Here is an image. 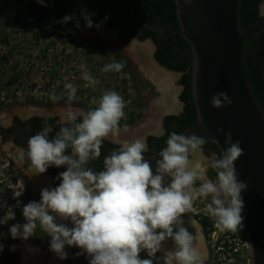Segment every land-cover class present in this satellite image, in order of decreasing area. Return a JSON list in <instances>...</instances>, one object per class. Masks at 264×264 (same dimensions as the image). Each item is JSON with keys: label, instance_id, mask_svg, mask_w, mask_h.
<instances>
[{"label": "clouds", "instance_id": "9594fccd", "mask_svg": "<svg viewBox=\"0 0 264 264\" xmlns=\"http://www.w3.org/2000/svg\"><path fill=\"white\" fill-rule=\"evenodd\" d=\"M36 2L47 6L46 0ZM260 15L264 16V3L260 5ZM82 17L85 26L92 28V16L84 12ZM73 18L67 15L60 23ZM124 67L123 62H113L102 71L121 72ZM82 79L96 83L88 72ZM64 87L69 102L77 98L73 84ZM60 98L50 96L53 102ZM92 103L98 106L87 112L77 110L70 126L61 122L54 137L49 138L52 127L44 126L29 137L27 149H19L21 161L27 158L29 176L42 175L53 166L66 170L58 174V186L43 188L38 202L30 201L23 207L25 223L10 226L11 238L27 241L39 227L50 237L49 250L57 258L67 259L65 248L76 247L80 249L76 255H85L88 264H152L162 243L171 239L175 247L164 252L163 264H204L206 255L198 221H188L194 229L189 231L183 217L194 211L197 200L210 198L207 212L220 231L236 232L241 228L245 207L241 194L247 191L248 184L239 179L235 162L244 155L242 142L233 141L231 130L220 128L227 147L219 156L212 153L205 157L204 138L195 133L172 132L153 169L144 157L147 142L137 138L122 142L104 157L103 170L94 172L89 162L100 157L104 140L118 133L126 104L116 91H106ZM232 103L227 92H219L211 98L210 107L219 110ZM78 118L80 122H76ZM207 167L215 170L214 180L207 177ZM13 207H7L0 224L15 219ZM141 252H146L149 259H141Z\"/></svg>", "mask_w": 264, "mask_h": 264}, {"label": "rangeland", "instance_id": "374dc122", "mask_svg": "<svg viewBox=\"0 0 264 264\" xmlns=\"http://www.w3.org/2000/svg\"><path fill=\"white\" fill-rule=\"evenodd\" d=\"M34 2L35 0H0V103H2L0 122H4L6 116V118L12 115L22 117L25 113L48 116L60 113L63 117V112L68 109L74 113L77 110L87 112L98 106L92 103L94 98L98 100L104 92L116 91L126 104L125 117L120 123L128 121L140 110L143 111L141 119L130 126H119L118 132L130 133L137 130L145 122L152 104L158 100L160 93L127 53V47L134 41L122 47L117 46L115 41H108L112 45L103 46L105 39L97 33L101 29L94 31L96 32L94 37L87 35L83 37L81 27L64 29L51 21H44L45 24L38 26L27 11ZM112 34L115 38V34L113 32ZM75 36L81 37L82 40H78ZM92 43L98 44L99 48L94 47ZM139 44L151 46L148 41ZM153 52L154 48L151 46V60H153ZM113 62H123L125 67L121 72L102 71L106 64ZM84 72L94 77L96 80L94 85L82 79ZM173 75L176 76L174 87L177 90L178 75ZM67 83L73 84L77 89V98L71 102L67 99V90L64 87ZM53 94L61 98L53 102L50 99ZM178 95L177 92V102H179ZM200 163L204 164L202 160ZM206 171L207 177L214 180L215 170L207 167ZM26 191L21 177L17 175L11 162L0 153V205H3L0 207V219L6 214L7 207L15 206L13 207L15 219L4 223L5 226L0 224V264H4V250L10 246L4 239L10 236V226L25 223L22 209L27 204ZM20 193L19 197L15 196ZM198 201L193 205L194 210L196 207L201 211L204 208L207 210L210 198L201 199V205ZM219 234L217 232V235ZM164 246L161 249L162 255L165 252ZM232 264H248V262L241 259Z\"/></svg>", "mask_w": 264, "mask_h": 264}, {"label": "water", "instance_id": "95a60500", "mask_svg": "<svg viewBox=\"0 0 264 264\" xmlns=\"http://www.w3.org/2000/svg\"><path fill=\"white\" fill-rule=\"evenodd\" d=\"M174 4L179 29L153 27L143 22L138 24L151 31L180 35L190 46L191 97L197 122L180 134L195 133L204 138L205 142L216 145L220 155L227 145L224 133L218 129L223 128L225 132L231 130L233 141L242 142L244 155L235 162V168L239 179L248 184L247 191L241 194L245 204L242 227L248 264H264V112L253 92L242 61L244 43L264 31V16L260 15L258 21L243 29L240 0H174ZM131 11L136 21L133 10ZM51 20L55 22L54 18ZM79 27L83 29V37H94L97 29L111 30L115 34L114 43L122 47L118 44L114 29L97 27L89 30L82 24ZM63 28L68 29L66 26ZM131 41L140 43L137 39ZM154 64L168 73L178 75L161 67L157 62ZM219 92L228 93L233 101L230 107L219 110L210 107L211 98ZM164 115L160 117V121ZM159 152L145 157L153 169L156 160L160 159ZM17 162L20 163L19 160ZM89 164L95 172L90 162Z\"/></svg>", "mask_w": 264, "mask_h": 264}, {"label": "trees", "instance_id": "16d2710c", "mask_svg": "<svg viewBox=\"0 0 264 264\" xmlns=\"http://www.w3.org/2000/svg\"><path fill=\"white\" fill-rule=\"evenodd\" d=\"M263 2L264 0H240V20L243 29L248 28L261 18L259 7ZM46 5L44 7L45 15L55 14L59 20L67 15H72L73 20L66 24H71L74 21H81L85 24L82 13L86 12L93 19V27L89 30L96 28V25L114 28L118 32L120 44H127L134 38L140 42L150 39L156 47L154 58L157 63L169 71L183 73L181 84L184 91L181 95V101L185 104L184 112L179 117H167L165 119L164 136L159 139L148 138L149 143L155 144V153L166 147L170 133L180 134L197 122L191 97L190 69L192 57L188 42L180 35L151 31L138 24V22H143L153 27L179 29L174 0H46ZM131 9L134 11L137 21L133 20ZM28 14L34 18L38 26H42L31 11H28ZM75 38L82 40L81 37L75 36ZM92 44L99 48L98 44ZM102 45L107 46L106 43ZM116 56L119 58L118 55ZM242 61L253 92L264 112V31L254 35L244 43ZM142 116L143 111L140 110L137 115L132 116L128 121L121 122L119 126H130ZM103 143L105 144L103 152L114 148L107 142ZM203 149L206 156H210L212 153L220 155L218 148L213 143L205 142ZM150 155L151 153H144V157ZM199 224L206 236L214 230L206 217H202ZM147 256L141 255L144 259Z\"/></svg>", "mask_w": 264, "mask_h": 264}, {"label": "flooded vegetation", "instance_id": "af4514ba", "mask_svg": "<svg viewBox=\"0 0 264 264\" xmlns=\"http://www.w3.org/2000/svg\"><path fill=\"white\" fill-rule=\"evenodd\" d=\"M27 11H31L34 14L35 18L36 19L38 18L37 21L41 25H42V23L45 24L46 21H51L61 28H63V26L70 28L76 23H79V24H82L85 26V24H83L81 21H74L71 24H61L60 23L61 20H59L55 16V14L45 15V12H46L45 8L40 6L36 2V0H35L34 4L32 5V7L27 8ZM133 13H134V11H133ZM134 16H135V14H134ZM51 18H54L55 22L52 21ZM132 18H133V16H132ZM135 18H136V16H135ZM136 21H137V19H136ZM101 27H104V26H101ZM111 29H114V28H111ZM114 30L117 33L118 44L122 45V46L126 45V44H120L119 43L118 32L116 29H114ZM134 39H136V38H134ZM145 41H149L151 43V46L154 48L153 60H154V62H157L154 58V53L156 50L155 45L153 44V42L150 39H147ZM142 42H144V41H142ZM103 43H106V45H108L107 42H103ZM172 72H174V71H172ZM175 73L178 74L177 79H178L179 88L177 89L178 90L177 92L179 95H178L177 99L179 100V102H178L179 108H178L177 112L166 113L162 117V119L159 123L160 131L158 134H154V135L149 134L143 138L147 142V145H148V151H146L145 153H151V155L155 153V144L149 143L148 138L159 139L165 135V123H164L165 119L167 117H179L184 112L185 104L181 101V95H182V92L184 91V87L181 84V78L183 76V73L182 72H175ZM63 117H62V115H60V113H55L54 115H51V116L41 115V114L37 115V114H33V113L32 114L25 113V115L23 114L22 117L12 115L11 117L6 118L4 122H2V121L0 122V153L4 157L8 158V160L11 162V164L15 168L17 175L19 177H21V179H22V181L26 187V190H27L26 191L27 203L30 201H37L38 202L40 200V192L43 189L40 187L44 186V187H48V188H54V187L58 186V184L60 183V181L57 179L58 174L65 171L66 169L63 167L56 168L53 166V167H50L48 169V171L42 175L29 176L26 172V169L28 167L27 158L25 157L24 160L21 161V159L19 157V149L20 148L27 149V142H28L29 137H31V136L35 135L37 132L41 131L44 126H51L52 127V132L49 134V138L54 137L55 133L59 130V127L61 126V122H63V124H65L64 126H70L71 116H69V117L63 116ZM76 122H80L79 118L77 119ZM104 142L111 144V146H113L114 148H111V149L107 148L109 150L106 152H103L105 144L103 143L104 146L102 144L100 157L96 160L90 161L95 172H99V171L103 170V159H104V157L109 155L113 150H116V148H118L121 144V142L113 141L110 138L105 139ZM7 151L12 153L16 159H12L11 157H9L7 154ZM203 155H205L204 149H203ZM206 157H209V156H206ZM18 160L20 161V163L17 162ZM88 166H89V168H91L90 164ZM206 175L208 176L207 171H206ZM198 202L200 205L202 204V202H200V200ZM194 211H191V212L185 214V216L183 217V219L185 221L184 226L187 227L189 231H194V229L189 226L188 221L190 219L198 221V227L202 231L203 241H204V243L206 245L205 247L207 249L206 241L208 239V235L207 236L205 235L201 225L199 224L201 219L198 220V216H196L194 214ZM4 226H5V224H4ZM4 239H5V243L10 245L8 247L9 250L8 249L4 250V254H3L4 264H27L28 262H29V264H31V263L32 264H45V262L48 261L51 257L50 253H52V252L49 250L50 237H48L47 234L44 233L39 228L36 229L35 236L30 237L27 241H23L21 239L13 240L11 238V236H9L8 239H6V238H4ZM163 245H165L163 248L165 250L168 245H174V242L171 239H168L162 243V247H163ZM13 246H15V250H13ZM30 249H34L36 252H38L37 255L31 254ZM38 250L41 252H39ZM65 251L68 253V258L63 260L60 264H88V259L86 258L85 255H79V256L76 255L80 251V249H78L76 247H71V248L66 247ZM143 254H145V256H147L146 252H141L140 253L141 259H144V257H141V255H143ZM46 255H48V256H46ZM40 257H41V259H40ZM146 259H149V257L147 256ZM22 261H23V263H22ZM25 261H27V262H25ZM59 261H60V259L56 258V259H54L53 264H56V262H59ZM152 264H163L162 250L160 252H157L155 254V257L152 258Z\"/></svg>", "mask_w": 264, "mask_h": 264}, {"label": "bare ground", "instance_id": "6f19581e", "mask_svg": "<svg viewBox=\"0 0 264 264\" xmlns=\"http://www.w3.org/2000/svg\"><path fill=\"white\" fill-rule=\"evenodd\" d=\"M110 31L111 30L107 31V29H103V30L101 29L97 33L105 40L109 42H114L115 38L112 32ZM94 35H96V32H94ZM127 53L139 65V68L142 71V73L145 75V77L151 83L154 84L157 91L160 93V97L158 98V100L154 101V103L151 106L150 113L148 114L145 122L141 124V126L137 130L130 132V133H119L118 132L115 136L110 137L111 140L119 141L121 143L124 141H133L137 138L143 139L145 135H149V134H152V135L158 134L160 131V127H159L160 117L166 113H175L177 112L179 108V104L176 101L177 90L174 87V81L176 79V76L171 73L162 71L153 63V61L151 60L152 59L151 58V46L149 44L133 43L127 47ZM73 113L74 112L72 110L68 109L67 111L63 112V116L69 117V116H72ZM5 118H4V121H5ZM7 154L12 159H16L15 156L9 151H7ZM195 159L197 162H200L199 158H195ZM40 188H45V187L43 186ZM65 223H67L69 227L72 226L70 222H65ZM174 247H175L174 245H168L165 251H172L174 250ZM202 248L206 255V259L204 261L205 263L207 261V252H206V247L204 246V243L202 245ZM30 253L33 255H37L38 252H36L34 249H30ZM50 256H51L50 259L48 258L49 260L46 261L47 263L45 262V264H53L54 259L57 258V256L53 252L51 253ZM27 264H29V262Z\"/></svg>", "mask_w": 264, "mask_h": 264}, {"label": "built area", "instance_id": "2783aa9c", "mask_svg": "<svg viewBox=\"0 0 264 264\" xmlns=\"http://www.w3.org/2000/svg\"><path fill=\"white\" fill-rule=\"evenodd\" d=\"M195 209L194 214L198 216V220L202 217L208 218L214 229L208 234L206 241V262L211 264H232L234 261L241 259H245L248 262L247 246L242 225L236 232L220 231L215 219L211 217L206 208L202 211L198 210L197 207ZM217 232L220 234L217 235ZM244 252L246 253L244 254Z\"/></svg>", "mask_w": 264, "mask_h": 264}]
</instances>
